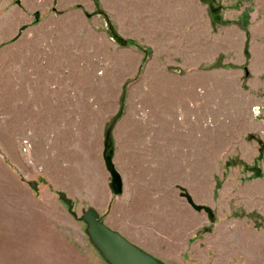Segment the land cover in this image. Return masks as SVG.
Returning <instances> with one entry per match:
<instances>
[{"label": "rangeland", "instance_id": "rangeland-1", "mask_svg": "<svg viewBox=\"0 0 264 264\" xmlns=\"http://www.w3.org/2000/svg\"><path fill=\"white\" fill-rule=\"evenodd\" d=\"M196 1L206 7L205 41L192 23V45L182 48L189 53L186 61L172 54L175 49L165 54V48L155 49L144 38L149 33L142 31L144 24L163 15L157 0L110 11L102 0H77L80 8L59 7L57 0H25L32 33L39 39L52 36L62 46L77 43L78 57L68 66L72 70L51 72L48 78L41 65H32L28 73L14 58L6 69L0 67V174L34 180L37 189L27 183L31 190L39 191L42 184L61 201L64 191L84 225L79 217L91 207L110 223L112 216L145 221L148 213L155 217L173 209L178 230L174 255L168 262L159 257L168 264H264V104L254 103L248 93L250 55L246 39L240 38L248 29L247 2ZM112 30L126 42H119ZM10 43L2 41L0 49ZM38 48L34 60L40 63ZM27 79L34 86L30 98L20 89L12 107L10 84ZM45 81L71 85L58 87L62 93L50 97L40 87ZM13 108L16 123L26 124V129H15V136ZM49 111L60 122L65 112L77 114L67 151L61 144L46 148L63 139L41 127L39 116ZM116 117L115 162L124 178L120 195L109 187L103 160L105 129ZM254 167L262 169L261 177ZM51 178L66 189H56ZM179 186L197 203L210 206L215 221L195 210ZM119 203L121 208L114 210ZM163 236L153 242L164 243Z\"/></svg>", "mask_w": 264, "mask_h": 264}, {"label": "crops", "instance_id": "crops-1", "mask_svg": "<svg viewBox=\"0 0 264 264\" xmlns=\"http://www.w3.org/2000/svg\"><path fill=\"white\" fill-rule=\"evenodd\" d=\"M66 1L57 0V4L59 7L73 5L80 8L82 6L77 3V0L70 4ZM102 1L104 7L110 11L113 6L137 8L138 2L142 0ZM143 1L144 4H148L145 2L147 0ZM157 1L159 3L157 7L162 8L163 15H159L157 21L144 22L142 31L149 32L144 38L155 49L162 51L165 48V51H163L165 54H170L169 49H175L172 52L173 55L186 58L189 53L182 50V48H189L192 45L190 43L192 23L198 26V38L205 41L203 30H205L207 22L205 18L206 7L196 0ZM246 2L248 29L245 36L243 35L240 38L246 39L250 55L247 69L248 93H253L254 100H256L254 103L264 104V0H246ZM24 4L25 0L20 2L18 0H0V43L4 40H10L11 42L0 49V67L5 65L6 69L8 61L14 58L15 61L17 60L16 62L22 60V70L28 73L31 72L32 65H41L44 71L49 72L47 78L51 75V72L72 70V67L68 66L69 64L72 65L73 62L75 63V59L78 57L77 43L62 46L52 36L39 39L31 31L29 26L30 14L23 9ZM126 14H130V11L127 10ZM38 19L39 17H35L36 21ZM70 32H73V27H71ZM37 46L40 49L39 54H42L40 63L34 60ZM20 50L22 51L21 56L19 55ZM186 61H188L187 58ZM12 66L13 70H17V63H13ZM50 83L45 81L40 86L47 88L50 97L58 92L62 93L61 90L58 91V87L67 89L71 85L68 81L63 84H56V86ZM10 87L11 92L8 94L11 97L10 101L12 102L10 104H12V107L17 101L14 98L15 93L18 95L21 89L23 96L30 98L31 89L34 88L31 79L23 80L21 84L20 82H13ZM53 88H55V92L52 90ZM67 98L68 96H66L68 102ZM12 110L11 120L15 123L10 124V127L12 129L11 134L15 136L18 132L15 129L21 126L26 129V124H23V122L16 123L14 108ZM52 114L51 111L41 112L39 117L42 121L44 120L41 127L47 129V135H62L63 139L52 140L51 145L48 142L46 148H49L52 144H61L64 145L63 148L67 151L72 146V144H68V135H73V130H77V114L72 112L70 114L63 113L62 122L58 121L60 118H57V114ZM53 120L54 122H52ZM115 155L116 142L113 158L116 165ZM0 164H3V162H0ZM119 172L124 183L122 172ZM30 182L12 174H0V264H109L92 243L86 225L78 222V219L76 220L77 213L75 212V215L72 213L73 207H69L61 201L56 193L52 192L47 186L41 184L38 187L39 191L31 190L27 185ZM51 182L55 184L56 189H66L58 185L62 181H54L51 178ZM199 203L203 204L202 202ZM121 205L122 203L117 206L114 205L113 209L115 207L114 210L120 209ZM148 215L149 213L146 215L145 218L147 219L145 221L133 217L132 220L129 218L126 222L121 220L123 217L117 220L112 216V223H105L124 234L129 240L146 251L168 262L174 255L171 249L176 246L175 234L178 231L175 226L174 210L168 209L166 213L155 217H148ZM150 223L153 227L150 226ZM160 235H164L162 238L166 241L164 243L153 242V238ZM194 246H199V244L195 243Z\"/></svg>", "mask_w": 264, "mask_h": 264}, {"label": "water", "instance_id": "water-1", "mask_svg": "<svg viewBox=\"0 0 264 264\" xmlns=\"http://www.w3.org/2000/svg\"><path fill=\"white\" fill-rule=\"evenodd\" d=\"M21 0H18L20 2ZM214 12V9L212 8ZM87 16H91L90 13H86ZM35 17H39V13H35ZM219 15H214V19H219ZM118 118H114L113 121L106 127L104 133V149L103 158L106 170L110 174L109 187L114 195H120L123 193L124 183L122 176L114 163V126ZM259 143H262L261 139H258ZM255 176H262V169L260 167H254ZM30 186L34 189L37 188L35 181H31ZM180 195L185 197L187 202L197 211H205L210 221H215V213L213 209L206 205L197 203L190 192L182 186ZM60 198L72 207V200L67 196L64 191L59 192ZM81 221L86 223L88 235L94 244V246L101 253L103 258L109 264H168L159 257L146 251L139 245L129 240L124 234L118 230L110 227L100 217V213L96 208H88L83 212V215L79 217Z\"/></svg>", "mask_w": 264, "mask_h": 264}, {"label": "trees", "instance_id": "trees-1", "mask_svg": "<svg viewBox=\"0 0 264 264\" xmlns=\"http://www.w3.org/2000/svg\"><path fill=\"white\" fill-rule=\"evenodd\" d=\"M113 36L119 41V42H126L118 33H116L114 30L111 31Z\"/></svg>", "mask_w": 264, "mask_h": 264}]
</instances>
